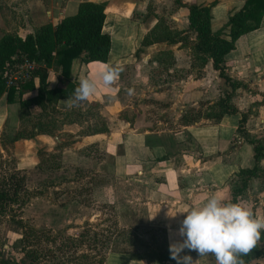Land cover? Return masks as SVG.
Wrapping results in <instances>:
<instances>
[{"label": "crops", "instance_id": "1", "mask_svg": "<svg viewBox=\"0 0 264 264\" xmlns=\"http://www.w3.org/2000/svg\"><path fill=\"white\" fill-rule=\"evenodd\" d=\"M246 1L181 0L183 7L175 8V0H52L48 11H43L45 15L41 12V7L44 9V5L40 3L42 1L38 0L32 4L37 7V10L33 8L36 28L47 24L54 26L64 18L75 15L81 3L106 4L104 32L111 38L108 62L83 65L76 59L72 64L70 79L78 83L85 78L95 80L96 89L89 96L91 99L99 102H127L124 107L122 106V111H133V116H128L129 119L127 117L116 119L119 135H124L122 152L118 154L116 161L124 164L125 169L147 161H152L150 164L168 163V159L172 161L164 146L149 148L146 141L152 136L164 139L165 134L179 131L169 128L172 124L170 120L177 114L182 121L183 116L190 114V109L198 107L201 101H209L212 107L225 96L226 92H232L218 78L212 62L201 71L193 65L192 45L160 43L142 48L143 37L154 27L158 19L163 18L170 28L188 31V6L209 7L211 30L214 34L218 33L224 30L229 18L239 12ZM149 5L155 7L154 15L147 21L140 22L142 18L140 15L147 11ZM191 39L194 41V34H191ZM238 49L241 53L237 52ZM155 52L172 54L175 63L171 67L167 66V76L164 80L152 83L149 69L157 64V61L152 59ZM109 66L114 67L118 74L111 86H105L100 81L98 73ZM224 68L232 81L245 85V88L233 93L230 101L238 113L225 115L221 121L215 123L205 119L206 126H199L197 123L185 126L182 121L180 131L192 139L198 148L200 160L191 166L183 163L181 172L175 169L166 172L167 174L158 175L157 181L162 183L158 186L163 189L155 192V201L159 203L150 204L149 212L150 215L154 212L151 217L156 220L152 225L168 230L170 244L181 239L178 230L185 213L192 206L202 203L213 191L225 198L228 196L227 199L233 202L245 203L255 215L264 217V158L260 162L263 168L260 177L252 179L248 183L247 191L236 197V190L240 184L237 176L242 170L255 166L254 146L237 131L243 115L247 117L245 124L247 134L264 143V16L260 29L238 39L235 49L225 58ZM139 70L146 71L147 75H140L141 73H137ZM130 73L133 75H129ZM144 84L147 87L145 90ZM49 85L50 88L58 85L57 77L53 73L49 75ZM32 93H27L24 98L33 97ZM4 101L0 106V131L8 123L10 113L20 115L19 104H7L6 97ZM134 101L138 102V106L128 103ZM61 105L67 110L71 109L72 100L60 101L57 108L60 109ZM150 108L159 109L165 114V118H157L158 121L155 122V113H148ZM109 118L106 119L111 121L112 118ZM17 121L20 122L18 115ZM112 126L106 127L107 130L117 131L116 126ZM105 134L76 138V144L84 147L92 143H101L106 138ZM180 153L183 155L187 151ZM262 249L264 250V243ZM185 251L186 249L180 255H185ZM187 255L192 257L194 264H216L211 253L199 257L195 250H190ZM106 264H131V259L125 254H112L109 255ZM251 264H264V257L254 260Z\"/></svg>", "mask_w": 264, "mask_h": 264}, {"label": "rangeland", "instance_id": "2", "mask_svg": "<svg viewBox=\"0 0 264 264\" xmlns=\"http://www.w3.org/2000/svg\"><path fill=\"white\" fill-rule=\"evenodd\" d=\"M39 1L44 5L41 12L45 15L43 11H48L52 0ZM34 2L38 0H0V39L12 34L24 37L34 32L36 27L33 8L37 10L32 4ZM154 11L155 7L149 5L147 11L140 15V22L147 21L154 15ZM237 52L241 53V50L238 49ZM160 54L164 52H155L152 59L157 60ZM149 70L152 83L164 80L168 71L167 66L158 62ZM137 73L147 75V72L142 70ZM146 88L144 84L143 89ZM4 100L5 96L0 100V106ZM128 103L138 106L135 101ZM126 104L127 102L118 101L99 102L88 97L85 102L68 110L61 105L60 109L51 107L44 113L39 108L32 107L30 118L25 123H18L19 114L10 113L8 123L0 131V171H20L25 174L31 196L16 223L8 220L4 222L0 232V257L14 264L29 263L20 245L24 227H28L45 234L43 244L45 249L49 250V258L37 264H58L59 261L55 258L61 256L59 251L65 245L69 246V249H64L67 253L66 264H87L94 258L101 260V256L106 264L109 255L122 252L129 253L125 255L131 259V264H172L170 260L160 263L161 252L166 247L164 245L167 244L169 250V233L167 229L152 225L156 220L151 217L154 212L150 215L149 208L150 204L159 203L155 201L154 194L163 189L158 186L162 184L157 181L158 175L175 169L181 172L183 163L196 165L200 160L199 151L192 139L180 131L182 121L177 114L170 120L172 124L169 128L179 131L165 134L164 139L152 136L146 141L149 148L164 146L172 161L168 159V163L162 164H150L152 161H147L124 169V164L116 161L118 154L122 152L124 136L119 135L116 119H129L128 116H133V111H122V106ZM210 108L209 101H201L198 107L190 110L192 116L204 117ZM196 111L198 113L195 114ZM152 112L156 116L155 122L158 121L157 118H165V114L159 109H148V113ZM106 113L111 116H106ZM106 118L112 120L108 121ZM38 124L50 133L37 135L32 139L15 140L18 134L31 135L37 130ZM197 124L206 126L205 118ZM109 126H116L117 131L108 130L101 143L84 147L76 144V138L85 137ZM182 151L187 153L182 155ZM148 228L162 231L152 246L133 247L119 243L111 249L112 252L109 250L108 254H101L104 251L93 249V235L97 234V241H100L116 231L137 230L140 233L143 230V233L147 234ZM87 230L91 232L89 240L83 241L80 247L73 246L69 240L85 234ZM97 246L98 250H101L99 243ZM76 251L78 253L74 254ZM189 251L186 249L184 254ZM51 252L55 254L52 256ZM93 261L94 264H99Z\"/></svg>", "mask_w": 264, "mask_h": 264}, {"label": "trees", "instance_id": "3", "mask_svg": "<svg viewBox=\"0 0 264 264\" xmlns=\"http://www.w3.org/2000/svg\"><path fill=\"white\" fill-rule=\"evenodd\" d=\"M175 7H183L181 0H175ZM106 4L84 2L79 5L75 15L64 18L56 25H43L34 30L33 33L24 37L18 34L6 35L0 39V100L6 97L7 104H19L21 123H25L30 118V109L39 108L42 112H47L51 107H57L60 101L72 100L74 89L78 82L70 79L71 69L74 60L79 59L83 65L94 62L106 64L111 51V38L104 32L106 22ZM189 10V30L182 31L170 28L164 19H158L154 27L143 37L141 47L146 48L155 44L167 43L170 45L182 44L192 45L194 54V66L200 71L212 62L214 70L232 92H226L207 114L192 116L186 114L182 121L185 126H191L202 118L219 122L225 115H236L237 109L230 101L233 93L241 88H245L242 83L231 80L224 68L226 56L235 49V44L242 36L261 28L264 16V0H247L243 8L232 15L224 30L213 33L211 30V15L209 7L188 6ZM228 31L226 34L225 31ZM191 34L195 35L194 41ZM35 62L39 68L34 72L32 78L24 83L8 85L7 71L17 63L24 61ZM160 65L171 67L175 61L172 54L164 52L156 60ZM53 73L58 80L55 88H50L49 75ZM35 92L33 97L24 98L27 93ZM76 106V105H75ZM72 105V107H75ZM198 113V112H197ZM196 114V113H195ZM247 117L242 116L238 134L243 136L251 145L254 146L255 166L252 169L242 170L237 176L240 182L236 190V197L245 193L248 183L263 172L260 166L264 158V143L262 140L252 138L245 130ZM36 131L29 136L18 134L15 140L32 139L37 135L49 134V130L41 128L38 124ZM107 128L95 131L86 136L105 134ZM30 191L27 188V176L20 171L4 172L0 171V232L4 222L11 221L16 223L20 212L30 200ZM20 221V220H19ZM18 223V222H17ZM24 234L20 241L22 251L25 253L28 264H37L49 258V250L45 249L43 239L45 234L34 228L24 227ZM147 234L143 230L132 232L116 231L105 237V240L97 241V234L94 237L95 251H104L101 254H108L112 248L119 243L127 246L142 247L152 246L157 241L159 230L148 228ZM89 230L77 238H71L73 246L80 247L83 241L89 240ZM98 243L101 250H98ZM264 243V231L261 232L260 239L256 245L246 255L240 257L243 264H251L254 260L264 257L262 244ZM166 244V242H164ZM161 252L160 263L169 261L176 264L171 258L167 244ZM68 245L63 246L59 251L61 256H56L58 264H66L65 256ZM78 253L77 251L74 254ZM127 252H122L126 254ZM55 253L51 252L53 256ZM100 254V256H101ZM129 254V253H127ZM88 256H80V258ZM93 260L97 261L96 258ZM87 264H94V261ZM104 257L97 262L104 264ZM0 264H14L0 257Z\"/></svg>", "mask_w": 264, "mask_h": 264}, {"label": "clouds", "instance_id": "4", "mask_svg": "<svg viewBox=\"0 0 264 264\" xmlns=\"http://www.w3.org/2000/svg\"><path fill=\"white\" fill-rule=\"evenodd\" d=\"M117 74L109 66L98 76L105 86H111ZM95 89V80H81L74 89L72 105L85 102ZM262 231L264 217L255 215L245 203L233 202L213 191L185 213L178 230L181 239L170 244L169 251L176 264H194L191 256L180 255L184 249L195 250L199 257L211 253L216 264H243L240 257L253 249Z\"/></svg>", "mask_w": 264, "mask_h": 264}, {"label": "built area", "instance_id": "5", "mask_svg": "<svg viewBox=\"0 0 264 264\" xmlns=\"http://www.w3.org/2000/svg\"><path fill=\"white\" fill-rule=\"evenodd\" d=\"M38 68L39 64L26 60L15 64L7 71L8 85L12 86L29 81Z\"/></svg>", "mask_w": 264, "mask_h": 264}]
</instances>
